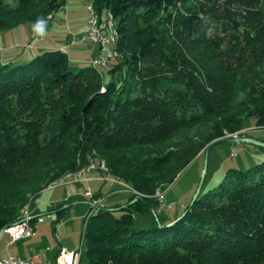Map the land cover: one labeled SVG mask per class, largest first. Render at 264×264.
Instances as JSON below:
<instances>
[{
    "label": "trees",
    "instance_id": "1",
    "mask_svg": "<svg viewBox=\"0 0 264 264\" xmlns=\"http://www.w3.org/2000/svg\"><path fill=\"white\" fill-rule=\"evenodd\" d=\"M66 2L0 0V31L48 21ZM95 5L119 33L121 57L105 71L71 68L62 49L0 64V230L51 181L103 160L133 202L86 218V264H264V159L229 168L162 227H134L137 214L167 209L154 192L207 145L245 121L264 127V0Z\"/></svg>",
    "mask_w": 264,
    "mask_h": 264
},
{
    "label": "rangeland",
    "instance_id": "2",
    "mask_svg": "<svg viewBox=\"0 0 264 264\" xmlns=\"http://www.w3.org/2000/svg\"><path fill=\"white\" fill-rule=\"evenodd\" d=\"M3 1L10 5H14L17 2V0ZM83 11V0H70L66 2L61 9L55 12L53 24L57 29L53 32H47L46 41L49 43L53 42L52 33H54L57 35L56 46L61 45L58 41L63 40L64 43H67V25L73 31L71 33H73L74 37H80L82 34L79 31L83 27ZM54 22H57V24ZM22 29L24 28H21L19 31H22ZM19 38L18 41L20 42L21 39ZM88 47L89 44L87 42L69 45L67 47L68 59L73 58L72 53H75V51L76 53H85ZM244 126L245 128L240 132L227 134L225 137L239 136L247 132L249 138L253 140L260 141L259 139H264V127H255L250 121H245ZM234 152L235 154L233 155ZM262 159H264V150L259 145L249 142L224 141L211 147L207 155L200 154L165 188L166 201L175 205L172 210H156L157 218L160 221H164L165 216L171 215V217H174L180 213L183 207L190 203L200 182L204 168L205 176L199 193H204L208 189L215 187L222 180L226 170L229 168L245 169ZM104 178L106 180L90 182L89 185L93 195L95 193L101 194V205L113 208V203H123L129 198L130 194L126 189V185L116 182L115 179L109 177L107 174L104 175ZM53 182L55 180L51 181L46 189L41 191L29 203V207L26 204L20 210L19 221L26 210V206L28 207V211H30V215L34 217V220L31 221L34 234L31 237L8 245L7 242L10 238L7 234L2 233L0 237V255L7 254V251L18 254L23 258L38 255L40 260L45 262L53 261L61 247L70 250L80 248L81 243L84 241L85 220L89 215L94 214L97 208L91 205L92 198L84 195V191L87 189V185L84 182L65 184L49 189L48 186ZM112 190L115 191L113 192ZM135 193L141 198L144 196L136 191ZM121 213L122 211H116L113 212V215L119 216ZM154 226H157V221L151 212H142L135 216V228L149 229ZM81 261L82 264L87 263L85 252H83Z\"/></svg>",
    "mask_w": 264,
    "mask_h": 264
},
{
    "label": "built area",
    "instance_id": "3",
    "mask_svg": "<svg viewBox=\"0 0 264 264\" xmlns=\"http://www.w3.org/2000/svg\"><path fill=\"white\" fill-rule=\"evenodd\" d=\"M85 33L83 37L75 38L71 41L81 42V41H89L96 45V54L90 60V63H95L99 68L105 71L111 64L116 60L115 54L113 51V42L111 40V30L113 28V18L111 15H107L105 12L100 14L96 8L95 0H87L86 1V18H85ZM40 39L34 37L32 35V40ZM32 42H28L25 45V48L31 47ZM3 50V47L0 45V51ZM66 52L65 49H63ZM235 152L233 153V155ZM108 166L99 165L95 162L94 159H90V165L86 170H79L76 172L75 178L71 180H64L59 183L58 186L78 183L87 181L90 178L87 176L88 173L98 171L100 175L96 176L95 179L98 180H106L104 175L108 173ZM116 182H120L124 185L125 183L119 181L116 178H113ZM126 189L129 192H133V190L126 185ZM166 190L158 188L156 189L153 197L157 199L159 205L158 210L161 209H172L174 207V203L167 202L165 199ZM85 196L92 198L93 206L101 205L102 198L101 197H93V194L90 191V188H87L84 191ZM31 215L30 211L26 216L20 218V222L14 223L12 226L5 228V234H7L10 238L9 243L17 242L18 240L31 237L34 234V228L30 222ZM81 254H82V243L80 248L76 250H70L65 247H61L57 256L53 261L47 262L46 264H82L81 263ZM39 262L38 255H34L32 258H22L18 255L7 254L4 257L0 256V264H37Z\"/></svg>",
    "mask_w": 264,
    "mask_h": 264
},
{
    "label": "crops",
    "instance_id": "4",
    "mask_svg": "<svg viewBox=\"0 0 264 264\" xmlns=\"http://www.w3.org/2000/svg\"><path fill=\"white\" fill-rule=\"evenodd\" d=\"M69 1L70 0H67V2H69ZM86 1L87 0H83V10H84L83 11V27H82V30L79 31V33L82 34L80 37L84 36L85 28H86V25H85ZM54 18H55V13L47 21V32L48 31L53 32L55 29H57L55 27V25L53 24V21L55 20ZM54 23L57 24V22H54ZM32 26L33 25H28V26L26 25L24 27L15 28V29H11L8 31H0V45L3 47V50L0 51V64H4V63L22 64V63L28 61L29 59L33 58L35 55L40 54L41 52H43L45 50H49V49H62L63 50V48H64L66 50V54L68 55L67 47L69 45H78V44H82L83 42H87L89 44L87 51H85V53L84 52L76 53V51H75V53H72L73 58L69 59V63H70L71 68H73V69H80L84 66L90 65V60L96 54V45L87 41V40L81 41V42L71 43L72 40H74L75 38H80V37H74L73 33H71L73 31L70 30L68 25H67L68 36L66 38L67 43H64L63 40L58 41L59 43H61V45H59V46H56L57 35L54 33H52V41L53 42H50V43L46 41V36L42 39L32 40V35H33ZM21 28H24V29H22V31H19V30H21ZM19 32H21L20 35H19ZM18 37H20L19 39H21L20 42L18 41ZM28 42H32V45L29 48H25V45ZM73 52H74V50H73ZM98 175H100V172H98V171L88 173L87 176L90 179L87 181H83L87 185V188H89L90 182L100 181L98 179H95L96 176H98ZM126 203H127V200L123 203L115 202V203H113V208H118V207H120ZM102 206H105V205H102ZM107 207L110 208V206H107ZM178 214H180V213H178ZM152 215H153V213H152ZM176 216H174V217H176ZM174 217H171V215H169V216H167L166 219L169 220V219H172ZM9 242H10V240L7 242L8 245H11V243H9ZM7 254H13V253H10L7 251ZM7 254L0 255V256L4 257ZM13 255H18V254H13ZM18 256H20V255H18ZM32 257H30V258H32ZM27 258H29V257H27ZM38 259H39V262L37 264H46L47 262H50V261L43 262V260H40L39 257H38Z\"/></svg>",
    "mask_w": 264,
    "mask_h": 264
},
{
    "label": "water",
    "instance_id": "5",
    "mask_svg": "<svg viewBox=\"0 0 264 264\" xmlns=\"http://www.w3.org/2000/svg\"><path fill=\"white\" fill-rule=\"evenodd\" d=\"M224 140H225V141H244V142H249V143H252V144L259 145V146H264V142H262V141H258V140H253V139H251V138H249V137H244V136H231V137H226ZM218 142H220V140L213 141L212 143H210V144L206 147V149H205V155H207V153H208L210 147L214 146V145H215L216 143H218ZM204 176H205V168H204L203 171H202V175H201L200 182H199V184H198V186H197V188H196V190H195V192H194V195H193V197H192V199H191V201H190V203H189V206H191V205L193 204L194 200L197 198V196H198V194H199V192H200V189H201V187H202V184H203ZM136 199H141V197H140V196H136V197H135V200H136ZM132 202H133V201H130V202H128V203H126V204H124V205L118 207V208H104V209L110 210L111 212H115V211H117V210L122 209L123 207H127V206L130 205ZM95 207L97 208V206H95ZM150 210H151V212L153 213V215H154V217H155V219H156V221H157V223H158V226H159V227H162V224L159 222V219L157 218L156 211H155L153 208H150ZM184 214H185V212H184L180 217H178L176 220L180 219ZM176 220H175V221H176ZM175 221H174V222H175ZM18 222H20V221H18ZM174 222L168 224L167 226H171ZM4 229H5V228H2V229L0 230V237H1V235H2V233H3V231H4Z\"/></svg>",
    "mask_w": 264,
    "mask_h": 264
},
{
    "label": "bare ground",
    "instance_id": "6",
    "mask_svg": "<svg viewBox=\"0 0 264 264\" xmlns=\"http://www.w3.org/2000/svg\"><path fill=\"white\" fill-rule=\"evenodd\" d=\"M105 13H106L107 15H111L112 18H113V28H112V30H111V40H112V42L114 43V44H113V51H114V54H115V58L117 59L118 57H121V54H120V52L115 48V46H116V44H117V42H118V36H119L118 30H117V25H116V19L114 18V16H113V14L111 13V11L106 10ZM90 64H91V66H92L94 69L101 70V68H99V67L97 66V64H95V63H90ZM95 162H97L99 165H104V166H106V163H105L103 160H101V161H95ZM89 165H90V163H89L86 167H83V168H81V169H79V170H86V169L88 168ZM79 170H78V171H79ZM78 171H75L74 173L66 174L65 176H63V177H61L60 179H58L56 182H54V183H52L51 185H49L48 188L51 189V188H53V187L58 186L59 183H60L61 181H64V180H71V179L75 178V176H76V172H78ZM28 213H29V211H28V207L26 206V210H25V212H24V216H26ZM12 225H13V224H12ZM12 225H8L6 228H8L9 226H12ZM3 233H5V229H4Z\"/></svg>",
    "mask_w": 264,
    "mask_h": 264
},
{
    "label": "clouds",
    "instance_id": "7",
    "mask_svg": "<svg viewBox=\"0 0 264 264\" xmlns=\"http://www.w3.org/2000/svg\"><path fill=\"white\" fill-rule=\"evenodd\" d=\"M32 32L34 37L40 39L47 36V20L43 17L37 18L36 22L32 26Z\"/></svg>",
    "mask_w": 264,
    "mask_h": 264
}]
</instances>
